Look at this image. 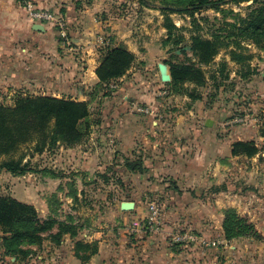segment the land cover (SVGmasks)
<instances>
[{"label": "rangeland", "instance_id": "1", "mask_svg": "<svg viewBox=\"0 0 264 264\" xmlns=\"http://www.w3.org/2000/svg\"><path fill=\"white\" fill-rule=\"evenodd\" d=\"M3 1L5 8L12 4L0 0V5ZM14 1L17 8L34 3L53 11L62 17L65 31L69 23L74 24L65 15L69 5L81 12L92 11L105 31L116 32L99 38L100 62L109 45L124 43L129 49L121 42L124 34L135 60L125 75L108 84L98 85V81L82 95L65 91L56 96L88 102L90 113L80 121L78 140L54 142L49 136L51 125L42 134L48 137L35 135L33 142L22 144L16 152L32 171L14 175L0 170V197L34 205L39 225L51 223L40 231V241H22L25 253L17 254L5 253L0 228V264H62V250L70 242L85 241L81 236L88 228L107 233L123 229L135 234L139 228L155 232L147 229L151 204L158 208V231L172 233L169 237L186 230L199 235L209 230L216 246L235 241L252 248L249 244L264 243V37L257 42L234 35L209 63L197 59L191 44L195 36L211 38L214 30L228 28L226 20L239 22L238 17H247L252 0L228 2L221 9L206 8L194 14L163 12L158 6H143L140 0H58L51 7L39 6L35 0ZM53 26L62 28L57 23ZM232 50L244 59L233 58ZM171 63H193L203 71V81L174 87L172 76L167 78ZM22 93L0 97V104L14 106L19 96L29 95ZM143 94L149 99L143 100ZM117 122L130 125L119 128L121 137L114 130ZM119 138L134 150L123 153L113 142ZM240 141H253L256 151L235 147ZM91 150L98 154L92 162L87 160V171L65 160L69 152H81L78 158L85 160L84 152ZM136 161L147 170L131 169ZM224 185L225 189H214ZM124 202L135 205L126 209ZM118 210L128 215H115ZM228 210L246 219L261 237L245 234L227 239ZM132 215L139 223L129 228ZM217 219H222L221 228ZM61 222L78 226L77 236L56 237Z\"/></svg>", "mask_w": 264, "mask_h": 264}, {"label": "crops", "instance_id": "2", "mask_svg": "<svg viewBox=\"0 0 264 264\" xmlns=\"http://www.w3.org/2000/svg\"><path fill=\"white\" fill-rule=\"evenodd\" d=\"M9 1L13 5L7 3L8 7L5 8V1L0 5V97H12L20 92L61 96L65 91H79L82 95L99 81L96 69L100 56L96 52V46L99 38L105 37L106 33L113 35L116 32L105 31L103 25L94 19V12H81L69 5L65 15L72 17L74 24L69 23L67 38H62L60 29L56 30L53 23L44 24L43 31L35 29L36 22L29 18L28 10L17 8L14 0ZM56 1L58 0H52V3L51 0H35V3L51 7ZM69 34L71 38L68 37ZM126 35L121 36V42L128 44L129 49L134 51ZM63 39H67V42ZM74 52L79 56H73ZM139 55L140 58L143 57L141 53ZM121 79L124 80L125 77ZM141 97L143 100L149 99L144 94ZM127 123L117 122L114 125L116 135L122 136L123 131H119V128L124 125L129 127ZM125 140L119 138L113 142L123 153L132 152L134 147ZM80 154L81 152H69L65 160L68 163L75 161V165L82 167L79 169L87 171L90 168L89 161L95 160L98 152H84L87 157L85 160L78 158ZM119 213L128 215L122 210H118L115 215L119 216ZM132 216L134 219L129 228H134L139 223L138 218ZM221 224L222 219H217L218 228H221ZM122 230L107 233L88 228V232L81 238L85 237L87 242H96L98 251L89 259L82 260L76 255L74 246L71 248L75 243L70 242L69 248L63 245L65 249L62 250V264H215L216 261L217 264H264L262 242L249 244L252 248H246V244L235 241H231V245L216 246V241L210 238L211 231L207 230L200 236L210 241L209 243L186 245L173 243L172 237H169L172 233L164 230L144 232L139 228L135 234H127V231ZM222 244L225 243L222 241Z\"/></svg>", "mask_w": 264, "mask_h": 264}, {"label": "trees", "instance_id": "3", "mask_svg": "<svg viewBox=\"0 0 264 264\" xmlns=\"http://www.w3.org/2000/svg\"><path fill=\"white\" fill-rule=\"evenodd\" d=\"M244 1L250 0H140V3L148 7L158 6L167 13L194 14L206 8L221 9V6L228 2L241 3ZM252 1L251 11L247 17H238L239 22L226 20L225 25L228 28L214 30L211 38L200 36L193 38L191 42L193 54L200 62H211L222 47L229 45V39L234 35H242L257 42L262 41L264 37V0ZM231 54L239 61L245 57L237 50H232ZM134 60L135 54L124 43L109 45L96 70L99 78L98 85L108 84L125 75ZM170 71L171 84L174 87L181 86L187 81L199 83L204 78L203 71L193 63H171ZM89 113L87 101L59 98L53 95L26 94L19 96L14 106L0 104V170H6L14 175H24L32 171L29 163L24 162V156H15L21 145L33 142L35 135L38 138L41 137L51 125L53 127L49 136L53 138L54 142L58 138H64L71 142L78 140L80 121ZM42 137H48V134ZM238 146L248 147L249 150L254 149V151L257 149L253 141L235 143V147ZM131 169L145 172L147 167L141 161H136ZM226 187L225 185L214 186V189L220 191ZM226 213L224 229L227 239L245 234L261 237V234L252 230V225L246 219L238 216L234 210H228ZM40 221V216L34 205L12 197H0V228L4 233L2 245L5 248V253H25V250L20 247L22 241H40L42 238L40 231L48 229L51 225L49 221L46 222L48 226L39 225ZM60 225L59 231L54 234L56 237L61 238L66 233L73 237L77 236L78 226L75 224L61 222ZM75 247L76 255L82 260L89 259L92 254L98 251L96 242L88 244L80 239L76 240Z\"/></svg>", "mask_w": 264, "mask_h": 264}, {"label": "built area", "instance_id": "4", "mask_svg": "<svg viewBox=\"0 0 264 264\" xmlns=\"http://www.w3.org/2000/svg\"><path fill=\"white\" fill-rule=\"evenodd\" d=\"M26 9L28 10L29 18L35 22H39L42 24L57 23L58 25H60L62 27L60 29V34L63 35V38H67L66 31L64 30L65 23L62 20V17L55 15L51 10L39 8L34 3H29ZM142 109L148 111V109ZM149 212L150 213L148 216L149 221L147 223V229L151 228L152 230L158 231L161 225V221L159 220L158 208L154 204H151ZM172 242L187 245L196 242L209 243L210 241L206 240L204 237L200 236L199 234L193 231L186 230L182 233L174 234L172 236Z\"/></svg>", "mask_w": 264, "mask_h": 264}, {"label": "water", "instance_id": "5", "mask_svg": "<svg viewBox=\"0 0 264 264\" xmlns=\"http://www.w3.org/2000/svg\"><path fill=\"white\" fill-rule=\"evenodd\" d=\"M34 28L37 29V30H42V31L45 30V26H44V24L39 23V22H36V23H35ZM170 75H171V74H167V78H168V79L171 78ZM134 205H135L134 202H124V203H123V207L126 208V209H132V208L134 207Z\"/></svg>", "mask_w": 264, "mask_h": 264}]
</instances>
